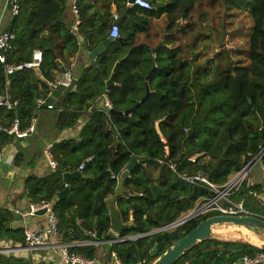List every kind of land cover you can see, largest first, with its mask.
<instances>
[{"label":"trees","instance_id":"16d2710c","mask_svg":"<svg viewBox=\"0 0 264 264\" xmlns=\"http://www.w3.org/2000/svg\"><path fill=\"white\" fill-rule=\"evenodd\" d=\"M75 1L77 30L65 19L67 0H19V13L4 27L14 38L5 62H0V92L9 79L6 65L30 61L36 49L41 50L42 61L37 71L22 68L9 79L8 93L17 104L10 110L0 107V123L10 126L18 119L21 129L28 127L40 110L37 99L49 91L48 81L54 79L58 62L70 64L79 39L85 40L90 52L110 39L105 52L82 70L75 87L66 92L56 125L60 130L71 128L85 113L88 120L77 136L52 143L54 169L42 176H26L23 193L31 205L51 203L57 218L56 240H106L113 234L105 199L115 192L119 174L136 158L139 162L125 178L116 207L121 220L130 223L121 235L139 237L110 244L108 255L112 258L115 253L120 264H149L156 258L151 249L156 245L159 255L172 240L167 231L145 234L177 220L198 200L212 195L204 182L187 178L202 174L211 183L223 185L264 145V0H148L151 10L128 6L127 0ZM217 3L224 10L246 12L251 19L246 48L236 53V61L219 42L218 52L204 55L214 44L210 41L215 32L201 28L198 20L205 12L200 7ZM112 4L121 17L115 39L110 37ZM182 36L191 38L190 42L185 43ZM127 54L114 73L113 86L106 90L115 62ZM146 86L150 95L131 114L111 115L102 105L95 106L107 96L112 108L126 110L141 100ZM13 138L1 132L0 148ZM21 161L18 153L15 164ZM260 163L264 168V149ZM76 171L80 175L68 185L72 197L59 196L66 187L63 173ZM262 190L263 186L248 185L246 179L230 199L241 201L249 213L264 220V202L257 197ZM214 214L178 226V238ZM14 215L0 208V240L24 244L23 228L9 227ZM259 250L248 241L209 237L175 264H235ZM69 251L95 259L97 246L72 245ZM0 264L45 263L0 253Z\"/></svg>","mask_w":264,"mask_h":264},{"label":"built area","instance_id":"2783aa9c","mask_svg":"<svg viewBox=\"0 0 264 264\" xmlns=\"http://www.w3.org/2000/svg\"><path fill=\"white\" fill-rule=\"evenodd\" d=\"M128 6H136L141 9L151 10L153 5L148 0H134L132 3L126 2ZM4 9L0 13V62H5V53L11 49V41L14 35L4 29L1 25L5 19V14L7 13L8 18H11L19 13L20 3L19 0H5ZM72 9L75 15V22L73 29L77 30V25L79 23V11L75 4L72 5ZM113 24L110 27V37L115 39L119 36V27L115 23L119 19V14L116 12L112 15ZM42 61V52L39 49L33 51L31 60L22 64L17 65H6L5 72L10 74L13 71H18L22 68L27 69H38ZM76 78L72 73V65H67L65 71L58 77H55L52 81H48L49 91L45 96L37 99L36 106L38 109H54L55 106L52 102L54 97L53 91L57 88L63 89H73L75 87ZM9 79L6 80V87L3 92H0V107L7 110L13 109L17 104L16 100H11L8 93ZM102 106L108 111L112 108V104L107 96H103ZM33 118L25 129L19 127V120L15 119L10 126H4L0 123V133L5 132L15 138L26 137L29 133L34 130ZM164 140V138H162ZM50 146L43 151V156L47 161L51 170L54 169L55 164L51 159ZM264 146L260 148L259 152L245 165H243L240 170L232 174L228 180L220 186H217L210 181H208L202 174H197L193 177L187 178L189 181L199 180L204 182L211 190L212 195L206 199L198 200L192 209L183 213L180 216L179 221L170 222L164 226L163 231H169L175 229L178 226L184 224L185 222L207 214L215 212L217 214L223 215H246L249 212L243 207L241 201L234 202L230 199V196L237 191L242 183L249 177L252 166L260 161L262 151ZM3 161L2 148H0V164ZM83 168V163L80 164L79 169ZM32 212L45 209L44 215L46 216L47 223L44 227L40 229H34L28 225L24 224L23 235L24 244L13 243L8 247H1L0 252H8V254L30 258L34 263L44 262L45 264H98L97 260L94 258H88L77 253L69 251V247L72 245L78 246H98L100 243L105 242L108 244H116L126 239H135L136 236H123L121 234H113L111 238L106 240L91 239L79 242L64 243L56 240L57 237V218L52 211L50 202H40L31 205ZM251 214V213H250ZM94 236V234H92ZM52 254V256L50 255ZM112 257L120 264L119 260L116 258L115 253H112ZM244 264H264V251L259 250L253 256L244 255L242 258Z\"/></svg>","mask_w":264,"mask_h":264},{"label":"crops","instance_id":"0c3cea01","mask_svg":"<svg viewBox=\"0 0 264 264\" xmlns=\"http://www.w3.org/2000/svg\"><path fill=\"white\" fill-rule=\"evenodd\" d=\"M68 6L65 11V19L69 26L73 29L75 22V15L72 9V5H76L75 0H67ZM5 0H0V13L4 10ZM77 6V5H76ZM78 9V7H77ZM79 11V10H78ZM112 15L116 13V7L111 5ZM2 22V26L5 27L9 18L6 17ZM79 20V19H78ZM80 22V20H79ZM120 23V22H119ZM95 58L91 55V52L86 49V42L84 39H79V50L76 55L71 59L70 64L72 65V73L77 80V77L81 74L82 70L91 63ZM64 67L66 65L62 64ZM38 70V69H34ZM62 70L59 69L54 71V78L62 74ZM67 89L57 88L53 91L52 102L55 106L54 109H40L34 118V130L23 138H13L11 142L2 147L3 161L0 164V208H8L14 212H21L23 214L24 224L34 229H40L47 223L46 216L27 213L28 206L31 204L28 202L27 197L23 193V181L29 174L45 175L51 171L47 161L43 156V151L47 149L52 143L57 142L63 138L77 136L80 128L86 120L89 118V113L83 114L78 120V123L68 129L60 130L57 128L56 121L59 114V108L63 98L66 95ZM102 100H97L95 106L102 105ZM20 153L22 155V161L19 165L15 164V156ZM39 154L34 165L30 162L32 159ZM258 163V164H257ZM258 165L257 172L253 173V166ZM251 168L250 175L247 178L248 185L259 184L263 186V190L257 193V197L264 202V168L260 161H257ZM11 176V178H8ZM220 231H224L225 237L218 236L216 234L210 235V237L219 238L223 240H235L243 239L248 241L252 245L258 244L259 238L255 234V230L252 232L256 237V241H250L242 235L241 229L236 226H228V224H220ZM224 225V226H223ZM213 231V229H212ZM220 233V232H219ZM13 244V241L8 239H1L0 245ZM108 244V243H107ZM8 247V246H4ZM99 246H97L98 249ZM109 252V250H108ZM109 254V253H108ZM107 254V258L102 260L101 264H119L115 259H112ZM52 256V254H50ZM96 259V258H95ZM99 264V263H98Z\"/></svg>","mask_w":264,"mask_h":264},{"label":"water","instance_id":"95a60500","mask_svg":"<svg viewBox=\"0 0 264 264\" xmlns=\"http://www.w3.org/2000/svg\"><path fill=\"white\" fill-rule=\"evenodd\" d=\"M134 0H128V2L132 3ZM121 21V17L115 22L119 24ZM111 43V40H105L104 42L98 44V46L91 51V55L95 58L98 55L105 52L108 45ZM128 57V54L117 60L113 66L112 74L110 75L109 79L106 81V90H110L111 87L114 84V73L117 70L118 65L124 61ZM58 65L60 66V69L62 72L65 71V67L61 65L60 62H58ZM154 67V66H153ZM17 74V71H13L12 73L7 75V78L11 79ZM150 95V89L148 86H146L145 95L141 98L140 101H138L133 107L128 108L126 110H117L114 108H111L108 110V112L111 115H128L131 114L137 106L143 102L148 96ZM251 103V101L249 100ZM264 146V145H263ZM262 146V147H263ZM139 162L136 158H133L130 163L127 165V167L119 174L117 186L115 192L107 197L105 199V202L107 204V207L109 209V213L111 216V234H122L123 231L130 226V223H124L119 215V212L116 207V201L121 196V194L124 192V180L129 175L132 168ZM80 175V171H76L73 173L65 172L63 173L65 188L59 192V196H70L72 197V194L69 193V187L70 181L73 177ZM8 178H11L9 176ZM45 212V209H39L34 212H32L31 206H28L27 213H34L43 215ZM180 218H178L175 221H179ZM219 224H232L233 226H236L240 229L243 227H246L251 232L254 230H264V220L252 215V214H246V215H223V214H214L211 216L206 217L205 219L201 220L197 226L191 230L187 235H185L182 238H178L177 230L171 229L168 232L169 238L172 240V243L161 253L158 255L157 247L156 245L151 249L150 254L152 256H156V258L149 264H175V262L182 256L184 253L192 248L196 243L201 242L203 240H206L210 237L212 233V229L214 225ZM10 228H23L24 227V220H23V214L21 212H16L14 215L13 220L9 224ZM164 228L160 227L155 230H152L151 232L145 234L150 235L159 231H163ZM136 237H139L136 236ZM256 246V245H255ZM257 247L264 251V241L258 240ZM139 262H143L142 256H139ZM235 264H244L242 259H239L236 261Z\"/></svg>","mask_w":264,"mask_h":264},{"label":"rangeland","instance_id":"374dc122","mask_svg":"<svg viewBox=\"0 0 264 264\" xmlns=\"http://www.w3.org/2000/svg\"><path fill=\"white\" fill-rule=\"evenodd\" d=\"M200 9L204 10L205 12V14L200 16L202 21L198 20V22L201 24V28L202 29L212 28L213 31L215 32V35L211 37L212 40L210 41L214 44H212L210 49L204 54L205 57L212 56L215 52H218L220 50V47L218 46V42H219L222 44L223 46L222 48L226 49L230 54V59H233V61L238 60L236 53L238 51L245 50L246 48V40L248 38L247 36L248 27L251 24V19L248 16V14L246 12H241L238 9L224 10L218 3L215 4V6H211V7H208L205 4H203L201 5ZM194 18L195 20L198 19L197 9L194 12ZM178 22L181 25H184L185 20L179 18ZM190 39L182 36V40L185 43L190 42ZM202 59L205 58L203 57ZM257 164L253 166V170H252L253 173L257 172L258 170ZM220 226L222 225L220 224L214 225L212 234L225 237L224 231H220L221 229ZM228 226H233V225L228 224ZM255 234L259 238V240L264 241V231L255 230ZM10 245L11 244H5V245L1 244L0 246L4 247ZM98 246L99 247L96 251V260L99 264H101L102 260L107 258L110 244L102 242ZM0 253L8 255V252L2 251ZM112 259L115 258L112 257ZM110 261H107V264H110L111 263Z\"/></svg>","mask_w":264,"mask_h":264},{"label":"bare ground","instance_id":"6f19581e","mask_svg":"<svg viewBox=\"0 0 264 264\" xmlns=\"http://www.w3.org/2000/svg\"><path fill=\"white\" fill-rule=\"evenodd\" d=\"M259 231H264V230H259ZM241 232H242V235L244 237H246L248 240H250V241H253V240L256 241V237L254 236V234L249 229H247L246 227H243L241 229Z\"/></svg>","mask_w":264,"mask_h":264}]
</instances>
